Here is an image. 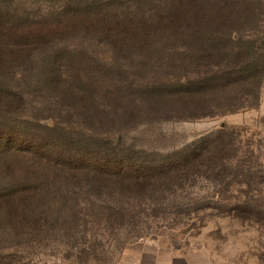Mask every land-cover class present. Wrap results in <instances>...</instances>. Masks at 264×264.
<instances>
[{
    "label": "rangeland",
    "instance_id": "1",
    "mask_svg": "<svg viewBox=\"0 0 264 264\" xmlns=\"http://www.w3.org/2000/svg\"><path fill=\"white\" fill-rule=\"evenodd\" d=\"M93 1L97 5L105 3ZM109 1L107 7L113 15L141 20L154 16L155 22L174 20L179 13L188 21V15L191 20L198 11L192 8L191 0ZM87 2L0 0V5H5L14 20L49 21L66 5L85 8ZM220 3L228 11L245 14L234 27V40L248 35L257 42L264 41V0ZM159 32L161 35L154 39L159 42L154 57L121 52L109 40L70 39L78 51L74 75L91 86L96 118L106 122L98 131L79 123L83 118L78 107L71 108L47 94L43 98L32 95L26 114L35 117L40 113L50 118L57 135L71 136L81 143V156L99 153L102 158L129 157L133 172L127 174L133 179L223 126L237 129L236 161L224 171L225 179L168 178L141 190L120 189L113 181L81 180L76 186L63 182L52 189L64 196L56 205L59 225L46 230H0V264H116L133 246L157 242L203 249L211 258L210 264H264V85L257 107L253 108L256 101H250L252 109L234 114L189 119L182 108L171 106L157 113L143 101L145 90L170 89L180 81L196 78L194 71L180 61L184 38L168 33L162 26ZM215 39L206 31L187 46L201 51ZM71 120L78 124L70 125ZM110 166L107 173L113 174L120 167L116 161ZM137 179L143 185L149 183Z\"/></svg>",
    "mask_w": 264,
    "mask_h": 264
},
{
    "label": "trees",
    "instance_id": "2",
    "mask_svg": "<svg viewBox=\"0 0 264 264\" xmlns=\"http://www.w3.org/2000/svg\"><path fill=\"white\" fill-rule=\"evenodd\" d=\"M87 1L85 8L66 5L49 21L14 20L5 5H0V230L55 229L59 225L56 205L64 196L52 189L63 182L76 186L81 180L113 181L120 189L141 190L168 178L218 181L225 179L224 171L236 161L238 130L226 127L161 160L162 165L145 170L147 174L135 175L150 184L143 185L137 178H134L137 182L127 181L134 180L127 174L133 172L129 157L120 160L102 158L99 153L78 154L81 143L70 135L68 138L57 135L58 129L50 125V118L40 113L35 117L26 114L32 95L38 98L48 95L71 108L78 107L83 118L79 123L86 129L98 131L104 127L106 122L96 118L91 86L74 75L78 51L70 39L109 40L121 52L150 56L158 51L159 42L154 39L161 35L162 26L168 33L184 38L180 61L186 69L194 71L196 78L180 81L170 89L145 90L143 101L147 106L157 113L169 106L182 108L189 119L252 109L250 101H256L253 108L257 107L264 85V41L257 42L248 35L238 40L231 36L234 27L243 21L244 13L228 11L220 3L222 0H191L194 11L198 10L192 14L195 20L188 15L189 20L185 21L179 13L174 20L155 22L154 16L141 20L130 15H113L107 7L109 0L98 5L93 0ZM206 31L217 38L211 45L201 51L187 46ZM76 124L71 120L70 125ZM261 124L264 126V117ZM114 161L120 167L113 171L115 174L107 173Z\"/></svg>",
    "mask_w": 264,
    "mask_h": 264
},
{
    "label": "crops",
    "instance_id": "3",
    "mask_svg": "<svg viewBox=\"0 0 264 264\" xmlns=\"http://www.w3.org/2000/svg\"><path fill=\"white\" fill-rule=\"evenodd\" d=\"M187 246L161 242L139 244L116 264H210L211 258L203 249Z\"/></svg>",
    "mask_w": 264,
    "mask_h": 264
},
{
    "label": "water",
    "instance_id": "4",
    "mask_svg": "<svg viewBox=\"0 0 264 264\" xmlns=\"http://www.w3.org/2000/svg\"><path fill=\"white\" fill-rule=\"evenodd\" d=\"M222 128H224V126Z\"/></svg>",
    "mask_w": 264,
    "mask_h": 264
}]
</instances>
